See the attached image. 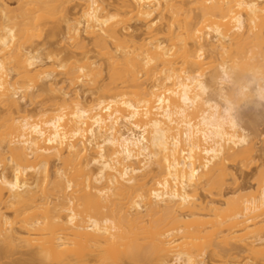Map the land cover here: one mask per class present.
I'll return each mask as SVG.
<instances>
[{
	"label": "bare ground",
	"instance_id": "obj_1",
	"mask_svg": "<svg viewBox=\"0 0 264 264\" xmlns=\"http://www.w3.org/2000/svg\"><path fill=\"white\" fill-rule=\"evenodd\" d=\"M17 1L8 16L0 0V264H209L207 247L264 215V181L216 214L256 148L237 111L264 81V0ZM56 16L100 63L85 51L57 65L65 79L47 71L33 41ZM36 97L34 118L21 100Z\"/></svg>",
	"mask_w": 264,
	"mask_h": 264
},
{
	"label": "rangeland",
	"instance_id": "obj_2",
	"mask_svg": "<svg viewBox=\"0 0 264 264\" xmlns=\"http://www.w3.org/2000/svg\"><path fill=\"white\" fill-rule=\"evenodd\" d=\"M7 6L8 16H14L18 14L19 4L17 0H4ZM184 9H190V6L184 2ZM112 6L108 7V11L113 12ZM67 12L73 17H79L80 9L75 7V2L67 4ZM197 11L194 10V14ZM133 32L136 36H140L143 33V29L139 30L137 23H133ZM144 37V36H143ZM88 49L82 50L74 44L73 41L66 39L65 23L60 16L47 19L44 23L42 31L34 38L33 47L37 50V53L48 61L47 71L55 72V75L59 79H65L66 68L70 65H74L75 62L81 61L88 51V55L92 58V61H99L94 52L93 44L87 42ZM20 50V47H18ZM17 51V50H16ZM90 51V52H89ZM16 52H13L12 57L15 58ZM210 55V51H206V56ZM5 53L0 52V58H4ZM65 64L66 68L61 69L57 67L58 64ZM100 63V62H98ZM53 65V66H52ZM206 79H211L212 73L215 71L209 67L206 69ZM221 69L218 67L214 74H219ZM13 76H16L14 73ZM37 89L35 88L34 91ZM44 96H49L51 93L46 90L42 93ZM80 94L84 99H88L94 96L93 92L88 88H82ZM254 98V102L242 103L238 108V114L244 118L245 125L249 132L254 134L256 138L255 151L248 150L245 152V158L241 163H238L234 167V171L239 177L238 184H233L230 180L226 182L223 191L226 197L218 203L217 213L218 215L224 214L229 205L225 201L231 199L232 203L239 204L244 200H253L259 197V182L264 181V102ZM21 104L26 106L29 113L35 118L41 110V98H34L32 104L27 103L26 100H21ZM56 164L52 166V172L55 170ZM199 197L201 199L209 200L210 195L201 190L199 191ZM202 215L197 216L200 218ZM196 218H194L196 220ZM248 228L240 229L236 234L226 236L222 240H218V244L215 247H207L205 252V258L209 264H264V242L260 243L257 240L264 239V215L255 219L248 224ZM190 226L189 228H191ZM237 236L236 238H233ZM252 243V244H251ZM103 248L109 254L116 252V248L120 247V242L116 239H112L109 242L102 244ZM25 251V250H24ZM120 253V252H119ZM192 254L198 257V252L192 249ZM25 258L24 254H17L7 258H3L1 263L9 264L12 261ZM200 259V258H199ZM111 264V263H110ZM122 264H137L130 260H124ZM147 264H154L152 261Z\"/></svg>",
	"mask_w": 264,
	"mask_h": 264
},
{
	"label": "clouds",
	"instance_id": "obj_3",
	"mask_svg": "<svg viewBox=\"0 0 264 264\" xmlns=\"http://www.w3.org/2000/svg\"><path fill=\"white\" fill-rule=\"evenodd\" d=\"M251 88L254 89V96L257 100L264 102V81L250 79L248 81Z\"/></svg>",
	"mask_w": 264,
	"mask_h": 264
},
{
	"label": "snow or ice",
	"instance_id": "obj_4",
	"mask_svg": "<svg viewBox=\"0 0 264 264\" xmlns=\"http://www.w3.org/2000/svg\"><path fill=\"white\" fill-rule=\"evenodd\" d=\"M249 7H252V6H249ZM155 195V194H154Z\"/></svg>",
	"mask_w": 264,
	"mask_h": 264
}]
</instances>
